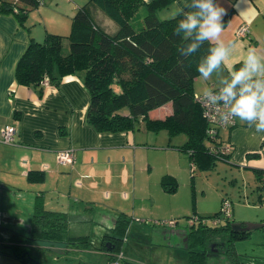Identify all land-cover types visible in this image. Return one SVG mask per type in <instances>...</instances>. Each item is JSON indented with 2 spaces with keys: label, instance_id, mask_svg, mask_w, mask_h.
<instances>
[{
  "label": "crops",
  "instance_id": "1",
  "mask_svg": "<svg viewBox=\"0 0 264 264\" xmlns=\"http://www.w3.org/2000/svg\"><path fill=\"white\" fill-rule=\"evenodd\" d=\"M64 1L66 4L59 14L70 12L73 15L76 8L87 0ZM188 2L173 0L159 11L167 10L174 14L173 17ZM216 2L227 13L223 19L221 39L226 45L235 43L230 55L210 78L205 80L201 75L194 78V94L224 87V82L230 81L232 74L243 66L248 48H255L264 55V0ZM97 13L96 8L91 7L94 21L106 31L96 18ZM241 23L249 24L247 37L235 34ZM105 26L115 30L109 22ZM46 32L59 31L45 29L44 36ZM31 38L43 40L13 14L0 13V131L5 124L16 127L14 143H0V191H6L11 199H19L27 204L26 207L33 206L36 196H41L46 209L67 214V232L73 236L86 235L84 231L75 230L73 224L77 220L93 221L101 208L117 216L120 213L129 218L139 216L135 209L143 211V206L138 205L137 199L149 200L153 197L139 194L145 183L158 187L159 199H169L173 193L162 188L161 177L169 174L177 181L188 165L191 171L197 166H192L188 154L178 148L184 143L185 135L184 138H177L180 134L170 136L164 129H148L142 118L131 130H95L85 119L89 94L77 75H64L57 85H42L41 95L35 87L18 84L14 78L15 63ZM198 79L203 84L200 93L197 92ZM171 111L168 102L150 110L148 117L164 118ZM121 113L127 114L128 111ZM218 136L223 144L232 147L225 162L237 167L241 173L251 171L254 178V169L264 170V133H256L246 122L235 118L232 126L219 129ZM68 148L73 150L72 163H59L57 152ZM28 170L39 171L42 179L29 181ZM153 175L154 178L150 179ZM154 202L155 199L151 204ZM150 207L151 211H155ZM3 210L0 211L1 220L21 221L23 218ZM153 213L149 214L153 216ZM174 214L169 213V218L175 217ZM30 220L32 222V215ZM10 236L1 237L0 241L19 238L18 233ZM98 252L108 259V251L99 249ZM5 257L12 261L10 256L0 253V263L9 262L3 261Z\"/></svg>",
  "mask_w": 264,
  "mask_h": 264
},
{
  "label": "trees",
  "instance_id": "2",
  "mask_svg": "<svg viewBox=\"0 0 264 264\" xmlns=\"http://www.w3.org/2000/svg\"><path fill=\"white\" fill-rule=\"evenodd\" d=\"M172 1L87 0L71 16L67 36L46 32L42 41L32 38L28 41L15 63L16 82L37 88L41 95L40 82L45 76L50 84L57 85L64 75H77L89 94L85 119L95 130H131L142 118L148 129H164L170 136L185 135L184 143L178 148L188 154L193 165L210 168L217 159L226 160L232 147L229 152L221 153L219 145L224 144L218 134L213 138L207 133L208 123L193 89L194 78L200 75L197 64L209 54L210 45L205 41L193 57H181L179 49L187 37L183 33L177 36L175 29L182 16L178 13L163 19L157 16ZM38 4L39 0H0V13H13L23 23L27 11ZM91 7L109 17L116 24V31L110 33L100 27L92 17ZM226 16L227 13L223 19ZM168 102L172 107L170 114L160 119L148 117L150 110ZM125 106L127 114L120 112ZM213 146L215 149H211ZM254 173L256 180L264 184V170L254 169ZM26 174L29 181L42 179L39 171L28 170ZM160 184L167 192L177 188L176 179L169 174L161 177ZM219 214L220 209L209 217L192 215L198 220L187 233L186 264H206V244L221 232L228 234L229 242L240 237L237 234H249L250 231H233L231 216H222L216 224L200 222ZM128 219L120 213L105 233L99 249L108 251L109 256L101 264L111 261L130 264L113 256L122 251L119 242L128 230ZM67 226L66 213L46 209L42 197L36 196L29 233H18V239L0 241V253L12 258L0 264H44L31 255L27 243H61L66 247L90 244L87 235H69ZM105 241H109L108 247Z\"/></svg>",
  "mask_w": 264,
  "mask_h": 264
},
{
  "label": "rangeland",
  "instance_id": "3",
  "mask_svg": "<svg viewBox=\"0 0 264 264\" xmlns=\"http://www.w3.org/2000/svg\"><path fill=\"white\" fill-rule=\"evenodd\" d=\"M57 1L43 0L36 7L30 8L22 25L25 23L40 39H43L45 29H55L59 31L58 34L67 36L72 13L59 14L66 3L64 0ZM96 10V18L106 31L114 32L116 24L99 9ZM172 15L174 14L168 13L167 10L157 12L160 19ZM107 22L113 24L115 30L105 26ZM67 44L65 40V45ZM196 84L197 92L200 93L203 85L201 79H198ZM120 111L127 112L128 109L125 106ZM177 138L184 136L180 134ZM172 159L175 161L173 156ZM153 178L154 175L150 176V179ZM177 182L176 190L171 192L173 194L166 200L158 198V187L151 186L150 183H145L142 191H138L140 195L153 197L151 200L137 199L138 205L143 206V211L136 208L139 216L128 219V230L119 242L122 251L113 256L130 264H186L189 217L211 216L220 209L222 198L231 203V220L244 223L264 222V184L256 181L251 171L241 173L234 165L217 159L210 168L196 166L191 171L188 165ZM153 199L155 202L151 204ZM26 205L17 198L11 199L6 191H0V211L6 209L11 215L23 217L21 221L0 219V239L11 237L14 233H29L33 206L28 208ZM150 206L155 211H151ZM98 210L93 221L77 220L73 224L75 230L86 233L90 242L86 247L83 244L67 248L61 243H29L27 248L31 255L44 264L105 262L107 256L98 251L105 239V233L114 225L117 215L106 208ZM151 212H154L153 216L149 214ZM172 212L175 217L169 218L168 215ZM237 235L240 237L232 242H229L225 232L208 240L206 264H264V227L254 228L247 235ZM107 243L109 246V241H105L106 245ZM3 261L11 260L5 257ZM111 264H116V261H111Z\"/></svg>",
  "mask_w": 264,
  "mask_h": 264
},
{
  "label": "clouds",
  "instance_id": "4",
  "mask_svg": "<svg viewBox=\"0 0 264 264\" xmlns=\"http://www.w3.org/2000/svg\"><path fill=\"white\" fill-rule=\"evenodd\" d=\"M225 14L226 10L216 0H189L178 12L182 19L175 34L183 33L187 37L179 49L181 57H193L205 41L210 45L209 54L197 64V71L205 80L220 68L235 43L226 45L221 39ZM204 95L213 98L218 95V100L212 102L222 101L228 108L222 119L239 118L256 133H264V55L248 48L243 66L232 74L230 81L224 82L219 93L205 92Z\"/></svg>",
  "mask_w": 264,
  "mask_h": 264
},
{
  "label": "built area",
  "instance_id": "5",
  "mask_svg": "<svg viewBox=\"0 0 264 264\" xmlns=\"http://www.w3.org/2000/svg\"><path fill=\"white\" fill-rule=\"evenodd\" d=\"M43 0H39V3H42ZM249 24L241 23L237 26L235 34L237 37H247L249 34ZM42 85L49 84V79L45 76L41 82ZM223 87L212 88L209 92L218 94ZM196 100L201 104L203 108V116L208 123L207 133L213 138L219 133V129L232 126L235 123V118L228 120L222 119V116L228 112V108L223 105V102L213 103V99L218 100V95L213 97H206L204 94H194ZM16 127L13 124H5L0 131V143L12 144L15 141ZM211 149H215L214 146ZM219 150L221 153L225 154L230 151L229 145H219ZM74 155L73 150L63 149L57 152V160L61 164H71L73 161ZM192 166L193 163L191 162ZM231 203L228 199H224L221 202L220 214L214 218H203L200 220L201 224L211 223L216 224L222 220V216L229 217L231 216ZM188 225L192 226L198 220L197 216L189 217ZM172 221H170L171 223Z\"/></svg>",
  "mask_w": 264,
  "mask_h": 264
},
{
  "label": "water",
  "instance_id": "6",
  "mask_svg": "<svg viewBox=\"0 0 264 264\" xmlns=\"http://www.w3.org/2000/svg\"><path fill=\"white\" fill-rule=\"evenodd\" d=\"M264 227V222L262 223H244L239 221H232L230 223V228L235 232H245L251 231L254 228ZM108 247V243H107Z\"/></svg>",
  "mask_w": 264,
  "mask_h": 264
},
{
  "label": "flooded vegetation",
  "instance_id": "7",
  "mask_svg": "<svg viewBox=\"0 0 264 264\" xmlns=\"http://www.w3.org/2000/svg\"><path fill=\"white\" fill-rule=\"evenodd\" d=\"M190 227V226H189Z\"/></svg>",
  "mask_w": 264,
  "mask_h": 264
}]
</instances>
